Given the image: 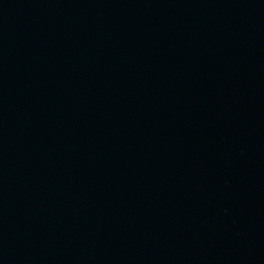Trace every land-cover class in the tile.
<instances>
[{"label":"water","instance_id":"obj_1","mask_svg":"<svg viewBox=\"0 0 264 264\" xmlns=\"http://www.w3.org/2000/svg\"><path fill=\"white\" fill-rule=\"evenodd\" d=\"M0 264H264V0H0Z\"/></svg>","mask_w":264,"mask_h":264}]
</instances>
